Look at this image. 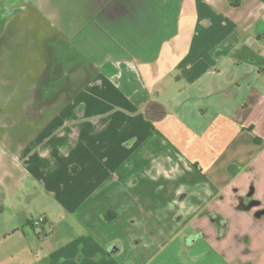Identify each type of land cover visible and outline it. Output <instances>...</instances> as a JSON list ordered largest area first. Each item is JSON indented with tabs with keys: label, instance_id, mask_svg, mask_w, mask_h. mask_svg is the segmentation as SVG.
I'll list each match as a JSON object with an SVG mask.
<instances>
[{
	"label": "crops",
	"instance_id": "1",
	"mask_svg": "<svg viewBox=\"0 0 264 264\" xmlns=\"http://www.w3.org/2000/svg\"><path fill=\"white\" fill-rule=\"evenodd\" d=\"M38 1L72 54L29 83L0 7V90L46 120L0 122V264H264V0Z\"/></svg>",
	"mask_w": 264,
	"mask_h": 264
},
{
	"label": "rangeland",
	"instance_id": "2",
	"mask_svg": "<svg viewBox=\"0 0 264 264\" xmlns=\"http://www.w3.org/2000/svg\"><path fill=\"white\" fill-rule=\"evenodd\" d=\"M38 3V0H0V7H7L8 14L10 13L11 15L9 18L3 19V21L6 22L5 25L7 28L5 33L1 36V41L8 45L12 44L13 46H15V49H11L12 55L10 54L11 56L9 55L8 58L11 60V62H15V67L17 68L18 73L20 72L27 75L30 81L29 83H38L39 85L42 84L43 86H46V84L48 83V85H50V88L55 91L57 80L55 79L47 82L44 81L43 78H46L47 76L50 77L52 70L56 71L57 74L55 75V78H57V76L59 75L58 73L61 72L62 69L61 66L59 67L57 65L58 58L60 57L59 45L63 42L62 47L65 50L64 52L72 54V48L69 45L72 35L70 34V36H68L66 34V37H64V39L61 41L59 38L60 35L58 34L57 36L56 28L51 27V24L48 23V21L37 14ZM33 20H37L38 22L40 21V25L44 30H46L45 34L49 36L48 38L50 40V44L47 47L45 46L44 49L43 47H41L40 42H38L34 48H25L26 43L27 46L29 45L27 38H29L31 33H33L31 29ZM34 29L38 30L36 28ZM17 36H22L21 40L23 41L21 42V40H19L18 38L17 40L19 41V44H17L16 46L15 43L18 41H15V39L17 38ZM85 36L88 37L89 34L85 32L84 34H82L81 38ZM21 51L23 52V55H21ZM31 52H33L34 54V60H37L38 62L35 66V69L37 70L35 72H30ZM85 55L82 54L81 57L84 58ZM47 62L49 63L47 64ZM40 67H45L46 69V71L41 75L43 76V78H41V76H36L38 73H40ZM64 71L69 72V70H66V68ZM29 72L30 74L28 75ZM71 72H73V70H71L69 73ZM3 73V70L0 69V77L3 76ZM27 81H24V86L22 85L23 88L26 87ZM7 83L9 84L10 82ZM38 99L40 101L37 103V105H41L42 97L40 96L39 98L38 96L37 100ZM31 100V96L26 95L25 92L19 91L18 94L14 95V92L10 91L9 86L0 90V122L3 123L4 126H6V132L8 134H21L22 137L29 138L34 134L35 131L39 129L41 122L44 123L46 121L44 119L36 120L35 113L25 112V105L26 103L29 104ZM28 126H31V129H29ZM40 217L41 216L36 217L33 221L36 222Z\"/></svg>",
	"mask_w": 264,
	"mask_h": 264
},
{
	"label": "built area",
	"instance_id": "3",
	"mask_svg": "<svg viewBox=\"0 0 264 264\" xmlns=\"http://www.w3.org/2000/svg\"><path fill=\"white\" fill-rule=\"evenodd\" d=\"M44 222H45V217L44 216H41L39 219H37V221L35 222V224L37 226H41Z\"/></svg>",
	"mask_w": 264,
	"mask_h": 264
}]
</instances>
